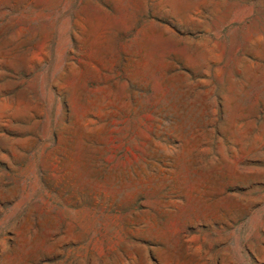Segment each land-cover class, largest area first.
<instances>
[{"label": "rangeland", "instance_id": "rangeland-1", "mask_svg": "<svg viewBox=\"0 0 264 264\" xmlns=\"http://www.w3.org/2000/svg\"><path fill=\"white\" fill-rule=\"evenodd\" d=\"M0 264H264V0H0Z\"/></svg>", "mask_w": 264, "mask_h": 264}]
</instances>
